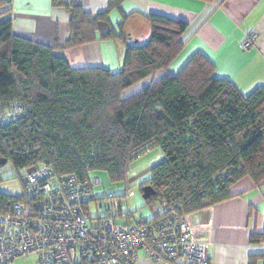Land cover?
<instances>
[{"label": "trees", "instance_id": "trees-1", "mask_svg": "<svg viewBox=\"0 0 264 264\" xmlns=\"http://www.w3.org/2000/svg\"><path fill=\"white\" fill-rule=\"evenodd\" d=\"M123 1L110 0L92 16L69 0H52L71 15L65 47L98 39L126 43L122 68L114 72L73 69L60 47L16 35L9 1L0 0V185L14 179L5 176L11 171L24 186L26 170L42 164L80 180L102 171L122 181L133 162L156 147L165 158L140 194L146 186L154 189L143 200L148 207L160 205L157 215L163 201L192 215L230 200L232 187L245 178L264 184V87L243 95L231 81L216 78L215 64L197 53L177 74L126 96L168 70L184 47L188 24L149 15V40L128 44L109 20ZM21 201L0 191V215L11 214ZM121 208L123 224L138 219ZM251 241L264 244V233Z\"/></svg>", "mask_w": 264, "mask_h": 264}, {"label": "crops", "instance_id": "crops-1", "mask_svg": "<svg viewBox=\"0 0 264 264\" xmlns=\"http://www.w3.org/2000/svg\"><path fill=\"white\" fill-rule=\"evenodd\" d=\"M8 1L14 33L60 47L73 69L108 68L115 72L122 68L124 41L98 39L67 48L71 15L64 7L53 5L52 0ZM69 1L92 16L105 11L110 2ZM149 15L188 24L182 51L158 79L175 74L201 53L215 64V77L231 81L243 95L264 87V0H124L112 8L109 20L118 32L122 29L128 44H141L152 33ZM252 35L257 36L253 47L241 50V43ZM158 73L150 81L157 80ZM0 191L10 194L1 188ZM231 193L230 200L190 215L195 239L207 246L211 264H250L251 258L252 264H264V244L251 241L253 234L264 233V184L256 186L245 178L232 187ZM11 264H38V260L30 255L17 257ZM135 264L169 263H157L141 254Z\"/></svg>", "mask_w": 264, "mask_h": 264}, {"label": "built area", "instance_id": "built-area-1", "mask_svg": "<svg viewBox=\"0 0 264 264\" xmlns=\"http://www.w3.org/2000/svg\"><path fill=\"white\" fill-rule=\"evenodd\" d=\"M256 38L249 36L241 49H251ZM92 187L90 180L58 174L46 164L28 168L22 201L11 214L0 215V264L29 255L38 264H135L141 254L157 263L211 264L190 215L163 201L161 213L151 219L119 223L110 205L92 214L97 200Z\"/></svg>", "mask_w": 264, "mask_h": 264}, {"label": "rangeland", "instance_id": "rangeland-1", "mask_svg": "<svg viewBox=\"0 0 264 264\" xmlns=\"http://www.w3.org/2000/svg\"><path fill=\"white\" fill-rule=\"evenodd\" d=\"M179 70L175 74H177ZM162 71L166 70L159 71L157 80L161 77V73H163ZM151 78L152 77L134 85L125 93V95H133L134 93L140 91L142 88L152 82V80L150 81ZM146 81H150V83L143 85V83H145ZM164 158V153L160 148H153L152 150L146 152L133 162V164L129 168V172L127 174L126 179L122 181L112 180L106 172H92L90 174V181L93 184V192L97 199L96 202L91 205L92 214L96 215L98 213L99 205H101L102 208H105L107 205H110L112 213H119V209H115L113 206L114 203L118 201L122 206L120 210L123 213L131 212L134 214L135 218H151L154 214V211H158L160 205L157 203L151 207L146 206L140 194V187L143 183H145L151 178L153 168L159 163H161ZM5 170H7V168ZM24 174L25 172L22 173V175ZM5 176L8 179H14L2 183L0 185V188L4 192L10 193L14 196L21 195L23 192V186L20 180L16 179L15 173L8 171L6 172ZM96 181L98 182L96 183ZM110 194H114L115 197L109 198L108 196ZM116 219L120 223H123L125 221L124 216H118Z\"/></svg>", "mask_w": 264, "mask_h": 264}, {"label": "water", "instance_id": "water-1", "mask_svg": "<svg viewBox=\"0 0 264 264\" xmlns=\"http://www.w3.org/2000/svg\"><path fill=\"white\" fill-rule=\"evenodd\" d=\"M142 197L143 199H149L151 197H153L156 192L154 191V189L151 186H146L142 189Z\"/></svg>", "mask_w": 264, "mask_h": 264}]
</instances>
